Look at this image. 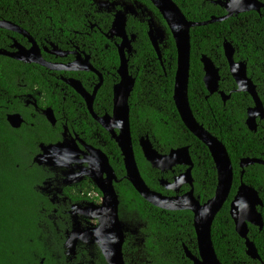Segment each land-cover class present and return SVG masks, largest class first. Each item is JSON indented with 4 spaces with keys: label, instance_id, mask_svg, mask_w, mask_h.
Instances as JSON below:
<instances>
[{
    "label": "trees",
    "instance_id": "16d2710c",
    "mask_svg": "<svg viewBox=\"0 0 264 264\" xmlns=\"http://www.w3.org/2000/svg\"><path fill=\"white\" fill-rule=\"evenodd\" d=\"M119 4L125 2L131 6L135 1L154 16V21L166 32L165 47L161 49L162 64L158 60L147 38L145 21L128 19L126 31L137 36L135 53L129 60L130 73L136 82L129 98L130 131L135 160L146 185L166 194L160 187L161 178L172 180L185 167L177 166L174 173H161L154 169L143 157L139 147L141 137L148 136L153 147L160 154L187 146L194 164L192 169L193 189L201 202L214 195L217 174L208 149L196 139L183 125L174 102L173 85L176 71V48L165 22L148 0H110ZM191 22H205L211 17H222L225 12L211 3L213 0H172ZM261 1V0H259ZM92 0H0V15L14 22L20 21L22 27L43 43L49 40L52 31L58 38L70 33L89 31L90 23L102 32L110 29L112 16L105 14L100 20ZM21 6H23V10ZM249 12L222 22L194 27L190 31V77L188 86L189 103L196 120L226 147L232 169L233 183L229 199L216 216L211 236L213 247L221 264H264V166L252 165L244 170L242 182L257 190L263 200L259 209L263 219V228L249 226L248 237L253 241L260 260H251L245 254L244 241L235 233L234 224L229 215V204L241 184L242 158L264 160V120L257 121L256 132H250L246 125L247 109L253 101L246 93L236 92L227 61L223 53V43L230 42L234 49V60L245 62L247 75L256 86L257 93L264 105V12ZM23 17H20L23 15ZM90 22V23H88ZM96 29V28H95ZM89 44V43H88ZM95 48H97L95 46ZM93 52L94 47L90 48ZM209 57L219 68V91L230 94L223 104L219 94L207 97L203 84L201 56ZM118 59L115 50L109 46L105 50L103 66L108 79L100 94L105 96V108L111 110V88L118 81L115 74ZM43 72L44 69H43ZM44 82V80L42 81ZM105 153L118 178L125 171L120 151L108 136ZM20 172L14 164L10 166L9 176L0 177V264H54L51 257L53 247L49 245L48 230L51 222L45 214H37V209L46 206L43 197L31 190L25 172ZM119 210L122 218L134 225L139 224V237L157 240L155 243L153 264H191L181 252L184 244L192 253L196 249V236L193 228V215L190 211H166L153 207L122 179L117 184ZM40 224L39 226L37 225ZM170 245L167 250H158V246ZM176 241L177 243H175ZM61 256L59 264H64Z\"/></svg>",
    "mask_w": 264,
    "mask_h": 264
},
{
    "label": "flooded vegetation",
    "instance_id": "af4514ba",
    "mask_svg": "<svg viewBox=\"0 0 264 264\" xmlns=\"http://www.w3.org/2000/svg\"><path fill=\"white\" fill-rule=\"evenodd\" d=\"M215 1L217 0H213L211 3L215 5L213 3ZM259 2H261L262 18L264 0ZM91 4L95 6V12L100 15V20L105 14H109L113 21L116 12L128 8L125 2L119 4L110 0H92ZM219 7L224 10L223 16H225V9L222 6ZM21 8L24 12L23 6ZM128 9L133 10L134 14L128 12L127 21L130 18L145 21L148 27V20H154L151 12L135 1ZM260 10L259 12H250L260 13ZM245 13L249 12L241 14ZM23 16L24 14L20 17ZM5 18L4 15H0V22L12 23L23 30L37 45L43 61L60 65L61 69L58 66L59 69L57 70H49L37 63L25 62L23 60L24 53L30 50L32 46L29 38L18 32L0 28V177H8L10 166L14 164L20 172H23V175L25 172L27 173L24 178L27 179V183L30 182L31 190L37 196L43 197L44 202L42 204L45 203L46 206L39 207L37 214H45V217L51 222L48 239L49 245L53 247L51 257L54 264H59L61 259L57 249L59 245L64 264H107L98 243L101 238L99 233L100 222L95 217L97 208L103 203V193L90 177L92 176L90 166L93 165V155H97L96 151H101L108 157L105 153L106 136L110 140L112 139L97 119L112 114L113 88L120 81L117 70L120 64L118 45L121 43V39L117 37L107 38L106 34L110 29L104 33L96 27V24L88 22L90 23L89 31L74 32L73 35L70 33L69 36L63 38H58L56 32L52 31L50 39L43 43L24 29L20 21L16 23ZM126 32L129 38L131 35H135L131 44V53L128 54L127 50H124L130 73L129 60L136 52L134 44L137 36L134 33ZM146 35L148 38V34ZM165 41L166 37L159 45L161 59L158 60L161 65H163L161 49L165 47ZM109 46L115 50L118 59L115 70L118 81L112 85L111 110L107 112L105 96L100 92L108 79L107 75H110V73H105L103 66L105 50ZM93 47L92 52L90 48ZM53 49L63 56L58 55V53L52 54ZM84 59L88 60V64L96 73L86 70L65 69V66L74 63L75 60L82 62ZM43 80L44 82H42ZM68 80H76L80 83L83 90L89 95L87 100L90 105L72 86L67 84L66 81ZM99 82L101 85L91 100L90 96L93 95ZM46 110L52 111L54 123H51L44 115ZM62 142L68 148L65 159L54 160L55 164L52 166H39L34 163V158L41 152L43 145H56ZM108 160L117 180V182H113V187L118 195L116 186L123 178L125 179V175L118 178L109 157ZM173 169L161 173H174ZM177 175H174L171 181L165 180L172 182ZM101 177H106V174H102ZM160 187L165 190L161 185ZM189 190L188 185H183L178 193L170 190H165L166 194L156 192L163 196L172 197L181 196ZM118 216L120 220H124L121 217L122 212L119 210V205ZM37 225L40 224L37 223ZM74 231L75 238L72 241L75 240L76 245L71 252L67 243L69 236ZM139 236V234H125L122 246L124 264L154 263L155 256L153 253L156 249L155 243L158 241ZM165 243L167 245L158 246L157 249L167 250L170 241L167 240ZM180 247L183 256L190 261L186 257L185 248L187 247L184 244H181ZM190 253L199 257L198 250L195 253L190 251ZM43 263L44 259L40 258L38 264Z\"/></svg>",
    "mask_w": 264,
    "mask_h": 264
},
{
    "label": "water",
    "instance_id": "95a60500",
    "mask_svg": "<svg viewBox=\"0 0 264 264\" xmlns=\"http://www.w3.org/2000/svg\"><path fill=\"white\" fill-rule=\"evenodd\" d=\"M148 1L160 14L174 41L176 48V71L172 100L185 128L208 149L211 155L217 174L214 195L204 203H201L200 198L195 196L192 178L194 164L187 146L173 149L168 154H160L153 147L148 136L140 138L139 147L144 159L152 168L160 172L171 170L176 166L186 168L184 172L175 176L172 182L161 179L160 185L165 190H170L174 193H178L183 185H188L190 190L181 196H163L151 190L141 177L132 146L129 120V97L134 88L135 78L128 71V59L125 56L124 50L126 49L128 54L131 53V44L135 39V35H131L129 38L126 32L127 13L134 14L133 10L128 9L130 8L128 5L126 10L123 9L116 12L110 30L106 34L107 38L117 37L121 39V43L118 45L120 64L117 70L120 81L113 88L112 114L97 120L110 134L111 139L116 143L120 151L125 170V179L145 201L161 210L190 211L192 213L199 255V257H195L185 248L186 257L192 264H221L213 247L211 228L216 216L229 199L233 183V169L225 145L196 120L189 103L190 31L194 27L222 22L233 15L250 11L259 12L261 2L258 0H217L213 3L225 9V16L220 18L211 17L205 22H191L185 18L179 7L172 0ZM147 23L149 41L160 60L159 45L164 41L166 32L154 20L149 19ZM0 28L15 31L28 37L23 30L9 22H0ZM29 40L32 46L30 50L24 53L23 60L25 62L37 63L49 70H57L59 67L61 69L60 65L44 62L37 45L30 38ZM51 53L55 55L58 52L53 49ZM223 53L228 64L229 73L237 87L236 92L246 93L253 101V106L247 109L245 125L250 132H256L257 121L264 120L263 102L257 93L252 79L247 75L246 63L234 60L235 49L230 42L225 41L223 43ZM58 55L63 56L61 53H58ZM200 62L204 74L202 81L208 96L217 93L225 104L229 100L230 94L219 91V68L205 55L201 56ZM65 69L75 71L86 70L96 73L88 64L87 59H84L82 62L75 60L74 63L65 66ZM66 82L84 97L88 105H90V102L87 100L89 95L83 90L78 81L68 80ZM100 85L101 82L94 89L93 95L90 96L91 100ZM44 115L51 123H54L51 110L44 111ZM96 152L97 155H93V165L90 166L92 170V176L90 177L103 193V203L97 208L98 211L95 214V217L100 222L99 233L101 234V238L98 243L107 264H124L122 246L125 234H139L140 225H134L126 220L122 221L119 219V200L113 187V182H117L115 174L109 164L108 157L101 151ZM66 153H68V148L63 142L56 145H43L41 152L34 158V163L39 166H52L55 164L54 160L65 159ZM255 164L264 166V160L258 158H242L240 160L239 166L242 170L241 184L230 201L229 215L234 224L235 233L244 241L246 256L251 260L259 261L258 251L253 241L249 239L248 234L249 226L256 227L259 231L263 228V219L259 212V209L263 207V200L260 198L257 190L242 182L245 168ZM102 174H106V177L102 178ZM73 238H75V231L69 236L67 243V247L71 252L76 245L75 240L72 241Z\"/></svg>",
    "mask_w": 264,
    "mask_h": 264
}]
</instances>
